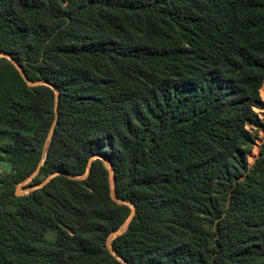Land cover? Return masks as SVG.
<instances>
[{"label": "trees", "instance_id": "obj_1", "mask_svg": "<svg viewBox=\"0 0 264 264\" xmlns=\"http://www.w3.org/2000/svg\"><path fill=\"white\" fill-rule=\"evenodd\" d=\"M1 53L0 264H264V0H0Z\"/></svg>", "mask_w": 264, "mask_h": 264}, {"label": "rangeland", "instance_id": "obj_2", "mask_svg": "<svg viewBox=\"0 0 264 264\" xmlns=\"http://www.w3.org/2000/svg\"><path fill=\"white\" fill-rule=\"evenodd\" d=\"M261 97H262V99H264V90L263 89L261 90ZM254 111L258 112L259 114H262V116L264 114V113H262L263 110H259L257 108H255ZM247 128L252 130V133L255 135V139H256L255 141H257L255 143L257 145L254 144V148L252 150V153H250L248 156V164L251 166L254 163L255 158L258 156V152H259V148H260L259 145L262 144V138H263L264 132L261 129L253 128L250 125H247ZM10 172H11L10 165L5 161L0 160V174L3 175V174H8ZM29 181H30V179H27L26 181L20 183L17 186V192L19 194H26L27 191L29 189H31L30 187H27L29 184ZM32 186H34V185H32ZM122 231H124V228H122L119 231V233H121ZM44 235L46 238L54 240L56 238V231L55 230H48L46 233H44Z\"/></svg>", "mask_w": 264, "mask_h": 264}, {"label": "water", "instance_id": "obj_3", "mask_svg": "<svg viewBox=\"0 0 264 264\" xmlns=\"http://www.w3.org/2000/svg\"><path fill=\"white\" fill-rule=\"evenodd\" d=\"M0 56H5V57H7V58L10 59V56L7 55V54H4V53H1ZM14 63L16 64L17 68L20 70L22 76L25 77V74H24V72L22 71L21 67H20L16 62H14ZM105 162H106V161H105ZM89 168H90V161H89V163H88L87 173H88V171H89ZM36 173H37V171H36L35 173H33V175H31V176L29 177V179H31L33 176H35ZM87 173H86L85 175H87ZM110 174H111V177H110V178H111V181H112V194H114V189H113L114 177H113V175H112V172H111ZM54 175H56V173L50 175V176H49V177H48V178H47V179H46L41 185H39V186H37V185H34V186H32V185H28L27 187H30L31 189H29V190L27 191V193H29V192L32 191L33 189H36V188H38V187H41L44 183H46V182H47L51 177H53ZM70 177L74 178V176H70ZM16 192H17V189H16ZM17 194H19V193L17 192ZM130 205H131V208H132V211H131L130 216H129L128 219L123 223V225L121 226V228H120L119 230L114 231V232H112V233L109 235V237L107 238V244H108V246H109L110 241H111L116 235H119V234H120L119 231H120L122 228L125 229V228L127 227V225L129 224V222L131 221V219H132V217H133V215H134V213H135V209H134V205H133V204H130ZM109 248H110V246H109ZM111 251H112L113 254H115L114 250L111 249Z\"/></svg>", "mask_w": 264, "mask_h": 264}, {"label": "built area", "instance_id": "obj_4", "mask_svg": "<svg viewBox=\"0 0 264 264\" xmlns=\"http://www.w3.org/2000/svg\"><path fill=\"white\" fill-rule=\"evenodd\" d=\"M255 108H257V109H259V110H263L264 111V109H262V108H259V107H253V110L255 109ZM262 111V113H264ZM255 112V111H254ZM256 114H258V116H259V118L261 119V120H263L264 121V114H263V116H262V114H259L258 112H255ZM261 113V112H260ZM257 142V141H256ZM257 145V144H256Z\"/></svg>", "mask_w": 264, "mask_h": 264}]
</instances>
